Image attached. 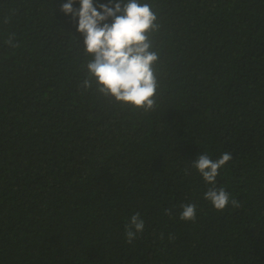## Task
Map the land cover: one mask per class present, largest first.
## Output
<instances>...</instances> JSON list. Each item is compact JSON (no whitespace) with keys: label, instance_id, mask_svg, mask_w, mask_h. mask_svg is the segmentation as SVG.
I'll return each mask as SVG.
<instances>
[{"label":"trees","instance_id":"16d2710c","mask_svg":"<svg viewBox=\"0 0 264 264\" xmlns=\"http://www.w3.org/2000/svg\"><path fill=\"white\" fill-rule=\"evenodd\" d=\"M66 2L0 0V264H264V0H141L161 23L147 114L79 87ZM224 152L241 206L217 211L192 162Z\"/></svg>","mask_w":264,"mask_h":264},{"label":"clouds","instance_id":"9594fccd","mask_svg":"<svg viewBox=\"0 0 264 264\" xmlns=\"http://www.w3.org/2000/svg\"><path fill=\"white\" fill-rule=\"evenodd\" d=\"M78 2L80 7L77 9L74 7L77 0H67L61 5V11L77 23V31L84 38V53L91 57L84 65L86 77L79 87L85 92L93 90L133 112L155 111L161 83L157 68L160 52L156 50L154 35L160 32L161 23L152 5L141 3V0H115L114 3L109 0L98 6L95 0ZM5 44L19 47L14 33L8 36ZM232 159V153L224 152L216 160L208 154H200L192 162L210 185L204 197L217 211H223L229 205L233 208L241 206L224 188L216 187L219 170ZM196 207L193 203L181 205L180 219L195 222ZM165 211L171 215V209ZM144 228L140 213L132 215L125 225L127 243L131 244ZM170 239L174 237L170 236Z\"/></svg>","mask_w":264,"mask_h":264}]
</instances>
